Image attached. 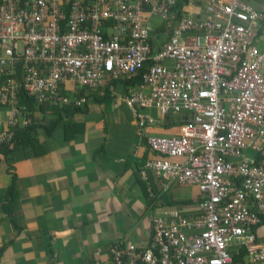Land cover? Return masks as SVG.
Segmentation results:
<instances>
[{
  "label": "built area",
  "instance_id": "built-area-1",
  "mask_svg": "<svg viewBox=\"0 0 264 264\" xmlns=\"http://www.w3.org/2000/svg\"><path fill=\"white\" fill-rule=\"evenodd\" d=\"M175 6L0 0V146L41 113L21 93L37 106L83 108L88 94L142 73L123 100L154 155L147 168L165 189L176 182L201 196L192 215H154L147 246L113 244L111 264H264V50L255 45L263 15L246 0H207L151 45L150 19H168ZM145 109L180 116L182 134L150 135L158 120Z\"/></svg>",
  "mask_w": 264,
  "mask_h": 264
},
{
  "label": "crops",
  "instance_id": "crops-1",
  "mask_svg": "<svg viewBox=\"0 0 264 264\" xmlns=\"http://www.w3.org/2000/svg\"><path fill=\"white\" fill-rule=\"evenodd\" d=\"M206 2L189 0L184 10L199 16ZM246 3L263 15L255 45L264 50V0ZM126 82L88 94L69 116L83 126L71 138L60 124L50 134L38 130L39 146L0 154V264H111L113 244L150 243L154 215L194 214L198 187L174 182L165 189L166 181L147 168L154 155L123 100L135 87ZM144 113L158 120L150 135L182 134L180 116ZM35 117L47 121L43 113ZM244 155L258 157L251 150Z\"/></svg>",
  "mask_w": 264,
  "mask_h": 264
},
{
  "label": "trees",
  "instance_id": "trees-1",
  "mask_svg": "<svg viewBox=\"0 0 264 264\" xmlns=\"http://www.w3.org/2000/svg\"><path fill=\"white\" fill-rule=\"evenodd\" d=\"M189 0H176V6L173 8L172 12L168 14V19H162L161 17H152L150 19V27H151V45H154L160 41V43H164L165 39L167 40L168 34L165 27L173 26L178 19L180 18L182 12H184V8L188 4ZM159 19L161 22L153 21L152 19ZM159 25V26H158ZM169 30V29H168ZM162 31L163 36L160 40L159 34ZM170 31V30H169ZM158 40V41H157ZM143 82L142 80V73L138 74L137 76L133 77L131 80L125 83L126 88H130L132 86H138ZM113 83V82H111ZM117 83V82H116ZM21 104L25 105L27 110L31 111L32 114L35 113L37 110H40L41 113L44 114L47 121L39 122L36 117H34V122L25 128H20L16 131V136L13 142L10 145H1L0 146V154L4 153L7 157L10 154L14 153L19 149H25L27 147H37L39 146V141L37 139V132L40 129L46 130L47 134L52 133L53 130L57 128L58 125H62L64 130V134L66 139L71 138L75 133L74 130H78L79 128H83L82 125L76 124L72 119L69 117L70 114H73L75 111H79L82 108H74V109H64L58 110L56 108H52L49 105L37 106L35 101L26 94L21 93ZM49 118V119H48ZM47 126V127H46ZM145 141V140H144ZM145 145H147L145 141ZM148 146V145H147ZM37 151V149H36ZM244 256L240 254V256L235 257L236 262H242Z\"/></svg>",
  "mask_w": 264,
  "mask_h": 264
},
{
  "label": "rangeland",
  "instance_id": "rangeland-1",
  "mask_svg": "<svg viewBox=\"0 0 264 264\" xmlns=\"http://www.w3.org/2000/svg\"><path fill=\"white\" fill-rule=\"evenodd\" d=\"M153 21H157V22H161L159 19H156V18H154V19H152V22ZM125 108V107H124ZM149 110H151V109H149ZM151 114L154 116V117H156V113H155V110H152L151 111ZM172 118H174V119H176V118H178L177 116H173ZM177 122V121H176ZM136 123V122H135ZM177 125L179 126V124L177 123ZM136 127H137V124H136ZM124 132V131H123ZM149 132L150 133H153L152 131H151V129L149 128ZM122 133V132H121ZM117 134H119V132L118 133H116L115 135H117ZM139 134V133H138ZM154 134H158V133H154ZM120 135V134H119ZM139 139V138H138ZM254 154V153H253ZM251 155V154H250ZM245 156V155H244ZM247 156V158L249 157L248 155H246ZM245 156V157H246Z\"/></svg>",
  "mask_w": 264,
  "mask_h": 264
}]
</instances>
